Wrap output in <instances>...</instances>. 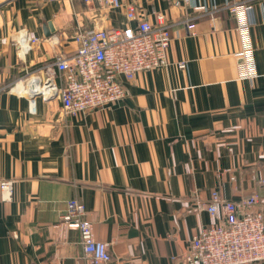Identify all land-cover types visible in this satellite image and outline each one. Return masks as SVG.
Masks as SVG:
<instances>
[{
    "label": "crops",
    "instance_id": "0c3cea01",
    "mask_svg": "<svg viewBox=\"0 0 264 264\" xmlns=\"http://www.w3.org/2000/svg\"><path fill=\"white\" fill-rule=\"evenodd\" d=\"M122 1L136 21L101 2L0 0V181H15L9 201L0 190V264H84L62 219L72 199L108 264H172L218 222L205 209L215 191L257 194L264 214V0ZM138 20L169 28L167 66L123 80L122 101L66 115L55 58L76 52L78 30Z\"/></svg>",
    "mask_w": 264,
    "mask_h": 264
},
{
    "label": "built area",
    "instance_id": "2783aa9c",
    "mask_svg": "<svg viewBox=\"0 0 264 264\" xmlns=\"http://www.w3.org/2000/svg\"><path fill=\"white\" fill-rule=\"evenodd\" d=\"M81 1L86 4L101 2L110 9H124L127 22L137 20L135 6L122 0ZM171 1L190 3V0ZM244 7L233 5L230 12L239 15ZM188 27L193 33L194 24ZM242 33L244 36L248 33L246 23ZM74 40L78 46L76 52L71 56L60 55L53 63L63 85L51 87L68 116L96 111L124 100L127 93L123 80L132 81L140 72L167 66L171 33L166 25L153 26L147 20H138L136 28L78 30ZM38 41L30 35L21 45L28 51ZM238 56L243 63H249L253 58L249 47ZM242 69L246 73L247 64ZM14 183L13 180L0 181L3 201L12 198ZM261 184L264 185V180ZM258 205L257 194L237 204L224 199L219 192H213L205 209L218 222L194 236L183 256H172L170 261L172 264H264V214L257 209ZM85 213L84 204L72 199L67 201L62 219L81 234L84 264H108L112 260L109 245L94 238Z\"/></svg>",
    "mask_w": 264,
    "mask_h": 264
},
{
    "label": "water",
    "instance_id": "95a60500",
    "mask_svg": "<svg viewBox=\"0 0 264 264\" xmlns=\"http://www.w3.org/2000/svg\"><path fill=\"white\" fill-rule=\"evenodd\" d=\"M46 86H49V85H46ZM32 89H33V90H35V87H34V86H32Z\"/></svg>",
    "mask_w": 264,
    "mask_h": 264
}]
</instances>
